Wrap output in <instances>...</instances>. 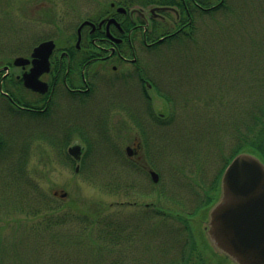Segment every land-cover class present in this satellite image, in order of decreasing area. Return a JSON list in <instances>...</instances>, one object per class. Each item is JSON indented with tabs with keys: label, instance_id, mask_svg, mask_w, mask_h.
Masks as SVG:
<instances>
[{
	"label": "flooded vegetation",
	"instance_id": "flooded-vegetation-1",
	"mask_svg": "<svg viewBox=\"0 0 264 264\" xmlns=\"http://www.w3.org/2000/svg\"><path fill=\"white\" fill-rule=\"evenodd\" d=\"M232 1L91 0L89 13L80 18L73 34L36 36L30 45L19 48L23 52H9L6 45L0 46L1 54L8 53L0 59V114L5 110L37 120L52 116L57 121L59 98L67 99L80 111L90 96L97 95L99 83L116 89L117 97L102 109L94 126L99 136L109 142L103 155L114 157L115 162V180L104 186L113 185L120 210L122 205L132 209L130 213L116 214V230L135 234L141 228L150 231L161 227L157 231L164 238L154 244L149 232L145 233L146 240L137 242L135 235L130 238L119 233L118 244L126 241L131 246H123L117 252V261L110 264H236L211 242L207 229L209 211L221 197V177L226 166L236 154L250 152L248 131L233 139L231 152L209 180L192 181L190 188H198V201L193 190L185 189L179 190V196L188 194L193 202L180 203L183 213L168 212L162 204L170 199V178L164 176L170 168V151L164 148L168 139L163 129L175 120L177 111H170L174 105L183 111L182 119L193 120L186 114L195 110L201 98L197 68L201 54L197 47L203 16H232ZM64 17L61 14L58 20L63 22ZM47 39L54 41V47L48 69L38 76L47 84V90L41 93L27 87L23 76L34 65V47ZM171 48L183 52L171 57ZM17 57L27 61L17 63ZM155 97L161 98L163 110H157ZM214 97L211 105L216 101ZM215 112L218 115L216 108ZM70 125L68 131H78L82 139L67 146L81 145L79 160L66 154L74 170L79 166L78 172L91 163V150L86 146L89 137L86 127ZM0 126L4 124L0 122ZM240 144L244 149L232 155ZM250 153L264 162V153ZM125 226L128 229H123ZM155 249L160 253L156 259Z\"/></svg>",
	"mask_w": 264,
	"mask_h": 264
},
{
	"label": "rangeland",
	"instance_id": "rangeland-1",
	"mask_svg": "<svg viewBox=\"0 0 264 264\" xmlns=\"http://www.w3.org/2000/svg\"><path fill=\"white\" fill-rule=\"evenodd\" d=\"M91 5V0H0V46L6 45L9 52L16 49L23 52L19 48L30 45L36 36H69L74 33L80 18L89 13ZM232 6L234 13L230 17L222 14L203 16L197 47L201 54V60L197 59L200 60L197 68L200 70L201 95L194 108L197 113L195 110L187 112L189 114L186 115L193 120L185 121L182 119L183 111L174 105L170 111H177L175 120L163 129L168 139L164 148L170 151V168L164 175L170 178V199L162 202L168 212L183 213L185 210L180 203L193 202L188 199V194L180 197L179 190H193L198 201V188H190L192 181L209 180L231 152L235 143L233 139L247 131L249 134L255 122H258L259 129L264 127V0H233ZM61 14L65 16L63 22L58 20ZM169 52L172 57V54L183 50L171 48ZM5 54L0 53V59ZM98 90L97 95L90 96L80 111L67 99L59 98L55 114L57 121L52 116L37 120L5 110L0 114V122L4 124L0 126V140L5 139V147L0 151V249H4V255L8 253L11 241L18 243L17 248L21 252L35 241L36 246L55 245L52 234H88L91 242L84 241L94 246L95 228H90V219L81 217L80 213L91 215L98 211V217L117 228L119 220L116 214L131 212L129 206L122 205L124 208L120 210L121 206L116 204L115 190L113 185H109L116 175L114 157L103 155L109 142L103 140L94 127L102 109L112 97V100L115 99L117 91L103 83H99ZM213 97L216 101L211 105ZM154 102L157 110H163L161 98L155 97ZM215 108H218L219 118ZM71 116L73 119L70 120ZM71 123L73 127H86L89 137L86 146L91 150L88 157L91 163L78 172L68 161L67 146H64V142L69 145L82 140L78 131H68ZM182 154L186 157L183 158ZM19 158H25L27 162L24 178L31 187L30 205L38 208L39 213L47 208V212L53 210V221L62 217L64 224H48L42 215L31 218L14 209L11 190H6V184L2 182L7 172L13 171L12 166ZM108 181L111 182L105 187ZM62 190L67 192L65 197L60 196ZM143 198L145 200L146 197ZM35 224L41 230L29 231ZM158 229L161 227L150 231L141 228L135 234L128 231L119 233L130 238L135 235L137 242L146 240L145 233L149 232L152 242L158 244L164 238ZM119 244L103 253L105 260L102 261L97 251L83 245L80 253L73 252L72 248L69 252L63 250V253L57 254L60 259L43 264H110L117 261V252L123 250V246L128 249L131 246L126 241ZM77 254L79 257L87 256V260L78 261ZM153 255L155 259L160 257L156 249Z\"/></svg>",
	"mask_w": 264,
	"mask_h": 264
},
{
	"label": "water",
	"instance_id": "water-1",
	"mask_svg": "<svg viewBox=\"0 0 264 264\" xmlns=\"http://www.w3.org/2000/svg\"><path fill=\"white\" fill-rule=\"evenodd\" d=\"M53 47L50 39L33 50L34 65L23 76L24 84L32 90H47L38 76L48 69ZM22 61L27 59H15L17 63ZM68 153L80 159L81 146H70ZM221 191L220 200L209 211L210 240L236 264H264V162L250 152L236 154L222 174Z\"/></svg>",
	"mask_w": 264,
	"mask_h": 264
},
{
	"label": "trees",
	"instance_id": "trees-1",
	"mask_svg": "<svg viewBox=\"0 0 264 264\" xmlns=\"http://www.w3.org/2000/svg\"><path fill=\"white\" fill-rule=\"evenodd\" d=\"M257 124L258 122H255L253 125V128L251 127V130L249 133V143H248L249 148L248 149L250 152L264 153V127L259 129L260 126L258 127ZM67 145L68 143L64 142V146H67ZM3 147H5L4 138L0 140V151L2 150ZM58 148L62 150L59 146ZM243 149L244 148L242 147L241 144L238 146H235L232 151V155H234L235 153ZM20 158L18 161H16L14 165L15 168L12 166L13 171L7 172L6 176L4 177L5 182L4 181L2 182L3 184H6V190L7 189L8 191L11 190L10 199L14 201L13 203V205L15 206L14 209L15 210L17 209V211L31 218L36 217L38 215H42L41 217L44 220L46 219L48 224L50 222L52 224L55 223V225L64 224L65 219L62 217L57 218L55 222L53 221L54 219L53 217H51V215L53 214V210L50 212H47L46 211L48 209L47 208V209H44L43 213H39L40 210L38 208H36L34 205L33 206L30 205L29 198L31 197V193H30L31 187L29 183L27 182L26 178H24L26 177L24 168L27 162L25 158L24 160H20ZM49 209H52V208H49ZM80 214H82L81 217L87 216V218L90 219V222H91L90 228H95V239L97 242L94 241V246H92L91 243L89 244L87 241H84V240H88L91 242V240L88 238L89 236L88 234L86 235L83 234L79 236V232L75 233L74 236L69 235V234L68 235H62V234L53 235L52 234L53 239L56 241L55 245L50 244V247L49 245L36 246L37 242L35 241L33 243L28 244L27 248H24V251L22 252L19 250V248H17L18 243L14 244L11 241V243L9 244L10 248L8 250V253L4 255L5 253L4 249L3 250L0 249V264H43L45 261H55L57 258L60 259V256H58L57 254H59L60 252L63 253V250L64 251L67 250L69 252V250H71L72 248L73 252L78 251L77 253H80L81 248H83V245L84 247L86 246L91 247L93 251L95 252L97 251L96 254L99 256L98 258L101 261L105 260V258L103 257L104 256L103 253L109 252L108 249L113 250V248L118 246L119 232L116 230L114 226L112 227L109 224V221H103V219L98 217L99 215L98 211L92 212L91 213L92 216L86 212L80 213ZM86 214H88L89 216ZM36 225L37 224L31 226L29 231L37 232L38 230H41L39 228L40 226L38 227ZM15 229H14V232H15ZM80 238H82V240ZM73 240H74V243H72ZM30 245H34V247L33 246L30 247ZM5 256H6V259H5ZM76 256L78 258L77 259L78 261L87 260V256L79 257L78 254ZM93 259H95V257Z\"/></svg>",
	"mask_w": 264,
	"mask_h": 264
}]
</instances>
